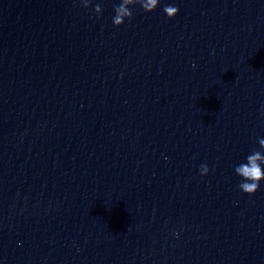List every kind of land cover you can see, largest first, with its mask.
<instances>
[{
    "label": "clouds",
    "instance_id": "9594fccd",
    "mask_svg": "<svg viewBox=\"0 0 264 264\" xmlns=\"http://www.w3.org/2000/svg\"><path fill=\"white\" fill-rule=\"evenodd\" d=\"M85 7L90 5V0H81ZM160 0H120V3L114 7L115 15L113 17V25L119 27L125 22V19H131L133 11L130 6L140 5L145 12H153L159 5ZM164 13L169 19L174 18L179 9L176 6L166 5L163 8ZM95 12L100 14L102 8L99 4L95 6ZM261 149H264V139L259 140ZM209 169L206 164L201 165V175H206ZM235 173L242 178L238 185L239 189L248 195L255 194L260 188V182L264 180V152L253 150L246 157V162L240 163L235 167ZM178 235V234H177Z\"/></svg>",
    "mask_w": 264,
    "mask_h": 264
}]
</instances>
